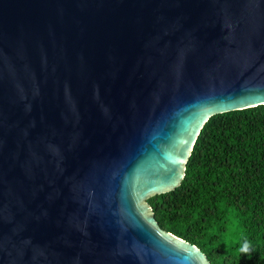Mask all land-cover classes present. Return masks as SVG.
<instances>
[{
	"label": "water",
	"instance_id": "95a60500",
	"mask_svg": "<svg viewBox=\"0 0 264 264\" xmlns=\"http://www.w3.org/2000/svg\"><path fill=\"white\" fill-rule=\"evenodd\" d=\"M260 104L264 0H0V264H211L147 199Z\"/></svg>",
	"mask_w": 264,
	"mask_h": 264
},
{
	"label": "trees",
	"instance_id": "16d2710c",
	"mask_svg": "<svg viewBox=\"0 0 264 264\" xmlns=\"http://www.w3.org/2000/svg\"><path fill=\"white\" fill-rule=\"evenodd\" d=\"M147 201L162 229L196 244L211 264H264V104L209 117L179 185ZM229 209L248 254L225 245Z\"/></svg>",
	"mask_w": 264,
	"mask_h": 264
},
{
	"label": "clouds",
	"instance_id": "9594fccd",
	"mask_svg": "<svg viewBox=\"0 0 264 264\" xmlns=\"http://www.w3.org/2000/svg\"><path fill=\"white\" fill-rule=\"evenodd\" d=\"M228 211V220L230 221V227L227 229L228 232L234 231L239 227L238 219L235 218V213L229 209ZM226 247L230 246L231 243H238L239 247L235 249L234 254H248L251 248V243L247 239L246 236H244L243 231L240 230V239L237 241H232L230 236L225 235L223 237Z\"/></svg>",
	"mask_w": 264,
	"mask_h": 264
},
{
	"label": "rangeland",
	"instance_id": "374dc122",
	"mask_svg": "<svg viewBox=\"0 0 264 264\" xmlns=\"http://www.w3.org/2000/svg\"><path fill=\"white\" fill-rule=\"evenodd\" d=\"M231 225L229 224V226L226 228V235L230 236L232 241H235V238H237V229L231 232H228L227 229L230 227Z\"/></svg>",
	"mask_w": 264,
	"mask_h": 264
}]
</instances>
